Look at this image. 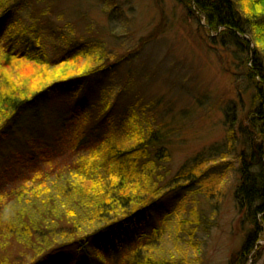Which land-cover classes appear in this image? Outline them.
Segmentation results:
<instances>
[{"label":"rangeland","instance_id":"rangeland-1","mask_svg":"<svg viewBox=\"0 0 264 264\" xmlns=\"http://www.w3.org/2000/svg\"><path fill=\"white\" fill-rule=\"evenodd\" d=\"M251 1L253 5L264 7V0L240 2L249 5ZM35 11L41 17L54 13L52 19L59 31L48 43L50 57H56L62 45L76 44L86 39L85 43L97 46L94 57L101 56L96 62L91 57L88 62L90 66L93 62L102 65L116 58L123 60L115 72L93 81L83 90L92 93L101 87L105 100L119 106L126 102V95L131 94L129 90L121 93L120 89L128 85L147 101L153 102L156 115L151 126L155 136H165L171 132L168 144L161 143V148H167L169 153V159H164L166 171L175 176L202 153H207L211 160L207 174L211 186L194 185L192 191L181 196L174 193L173 198H164L152 212L149 229L154 228L158 233L149 236L152 239L142 248V258H152L154 264L164 261L169 264H264L262 215L257 216L261 229L257 234L259 242L255 252L242 259L241 263L237 259L248 237L257 232L253 221L254 207H247L237 194L239 154L244 149L241 141L243 143L245 140L243 133L248 126L247 116L253 94L244 90L246 74L243 65L231 55L230 50L237 49L229 47L231 49L226 51L213 46L209 40L220 43L223 40L219 37L220 32L209 33L205 21L191 15L179 0H41L40 3L33 0L17 15L20 17L19 26L30 25ZM246 39L250 40L249 37ZM258 50L264 57V44L258 42ZM83 64L86 67V61ZM0 70L5 71L8 79L19 76L24 82L20 81L18 86L22 85L19 87L27 95L35 87H46L47 75L43 77L41 71L25 69L22 65L16 67V64L6 61H2ZM81 93L80 90L62 93L56 102L53 100L25 112L21 122L11 128L8 136L0 142V188L8 177V166L15 161L20 163L10 170L11 179L21 175L22 167L35 166L39 162L38 151L59 157L67 155L65 151H60L64 147L60 141L33 139L40 135L39 132L35 133V126H39L43 118H69L77 111L76 97ZM125 109L126 106L122 108L123 112ZM79 119L80 116L75 120L78 122ZM57 133L47 131L44 140L55 139ZM229 134L233 138L231 141ZM30 149L34 151L28 154ZM74 161L65 160L64 164ZM56 175H61L60 179L63 180L60 186L65 185L64 173L57 171ZM52 182L51 178L43 182L42 187L25 189L19 198L0 199L3 234L9 233L12 226L16 232L12 234L13 237L20 236L24 221L29 224L45 220L42 216L46 212L41 205L47 200L41 195L46 193L49 196L48 190L53 192L51 187L55 185H51ZM206 188L210 190V195L206 194ZM75 206L76 203L66 201L62 208L71 211ZM78 214L66 212L61 215L73 219ZM51 220L46 219L45 222ZM83 226L90 232L97 225L87 217ZM54 227L57 228L58 223ZM71 228L66 231L67 234L80 233L75 226ZM49 245L36 238H29L28 243L9 240L5 242L4 258L23 264V255L29 260L30 255L44 251ZM116 248L114 245L113 250Z\"/></svg>","mask_w":264,"mask_h":264},{"label":"trees","instance_id":"trees-1","mask_svg":"<svg viewBox=\"0 0 264 264\" xmlns=\"http://www.w3.org/2000/svg\"><path fill=\"white\" fill-rule=\"evenodd\" d=\"M179 1L191 15L205 21L209 33L220 32L219 37L223 40L219 43L210 39L213 46L226 51L231 49L229 47L237 49L230 50L231 55L243 65L246 74L244 90L253 93L247 116L248 126L243 133L245 140L243 143L241 141L244 149L239 154L237 194L247 207H254L253 221L257 232L248 237L238 256L241 263L257 248V234L261 229L257 216H264V57L258 50V42L264 44V7L253 5L252 1L249 5H243L241 0ZM28 3H33V0H0V67L2 61H6L16 64V67L22 65L25 69L41 71L43 77L47 75L46 87H35L27 95L21 89L23 86H18L20 81L24 82L19 76L8 79L5 71L0 70V142L8 136L12 127L19 124L18 120L23 119V114L28 110L49 103L62 93L77 90L82 93L76 97L77 111L69 118L45 120L40 115L43 121L35 126V133L39 132L40 135L33 139L48 142L59 141L66 131L73 132L68 135L72 141L71 147L64 152L67 155L40 154L35 166L22 167L21 175L12 179L10 170L20 162L15 161L8 166L10 170L0 188V199L19 198L25 189L42 187L43 182L51 178V185L55 186L51 187L54 193L48 190L49 196L46 193L41 195L47 200L41 205L46 212L42 216L45 220L29 224L22 220L24 224L20 227V236L13 237L12 234L16 232L12 226L8 231L10 234H3L0 221V264H17L8 257V260L4 258L5 242L16 240L28 243L29 238L51 245L40 253L30 255L29 260L23 255V264H154L152 258L146 260L141 256L142 248L152 239L149 236L158 233L154 228L149 229L150 215L164 198H173L174 193L181 196L192 191L194 185L211 186L212 182L207 177L211 160L207 153H202L175 176L166 171L164 159H169V153L167 148H161V143L168 144L171 132L165 136H155L151 126L156 115L153 102L147 101L128 85L120 90L121 93L129 90L131 94L126 95V102L119 106L105 100L101 87L92 93L83 90L93 81L111 75L123 60L116 58L102 65L94 63L101 56L94 57L97 46L85 43L86 39L76 44L62 45L56 57H50L48 43L59 31L52 19L54 13L41 17L35 11L32 23L20 27V17L17 15ZM91 57H94V62L90 66L88 62ZM83 61H86V67ZM125 106L126 111L123 112ZM79 116L77 122L75 119ZM46 130L57 131L56 138L44 140ZM96 135H99L97 139L94 138ZM228 138L229 141L233 140L231 134ZM33 151L30 149L27 153ZM65 160L75 161L65 165ZM57 171L64 173L66 184L63 186H60L63 180L60 179L61 175H56ZM206 191L210 195V190L206 188ZM66 201H72L76 206L70 207L71 211L62 208ZM66 212L80 214L73 219L67 215L63 218L61 214ZM87 217L97 225L90 232L83 226ZM46 219L52 220L45 222ZM56 223L57 228L54 227ZM72 226L80 229V233L67 234L66 231H70ZM133 234L138 235L132 237ZM114 245L117 247L115 250Z\"/></svg>","mask_w":264,"mask_h":264}]
</instances>
